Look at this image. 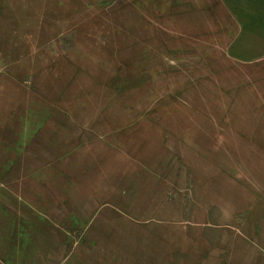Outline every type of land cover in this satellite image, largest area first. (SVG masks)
<instances>
[{"label":"rangeland","instance_id":"1","mask_svg":"<svg viewBox=\"0 0 264 264\" xmlns=\"http://www.w3.org/2000/svg\"><path fill=\"white\" fill-rule=\"evenodd\" d=\"M0 264H264V0H0Z\"/></svg>","mask_w":264,"mask_h":264}]
</instances>
